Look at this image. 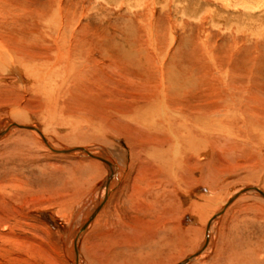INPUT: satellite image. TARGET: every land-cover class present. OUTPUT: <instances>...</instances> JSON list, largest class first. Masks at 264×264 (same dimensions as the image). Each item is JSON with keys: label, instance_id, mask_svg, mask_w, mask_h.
<instances>
[{"label": "rangeland", "instance_id": "1", "mask_svg": "<svg viewBox=\"0 0 264 264\" xmlns=\"http://www.w3.org/2000/svg\"><path fill=\"white\" fill-rule=\"evenodd\" d=\"M60 1L68 19L88 24L93 33L96 30L104 36L107 48L118 46L123 54L127 48L146 52L152 39L160 50L182 56L187 73L194 71L203 89L216 84L214 78L210 83L207 78L218 67L227 85L236 91L264 90V0ZM8 3L30 6L42 12L46 22L55 11L56 0ZM18 26H23V21ZM205 51L213 54L217 67H210L212 59L206 58ZM7 79L4 82L11 81ZM3 83L0 127L16 121L11 109L21 110L27 121L48 130L45 133L57 146L87 147L116 162L117 172L108 175L105 188L109 192L100 195L107 176L103 163L81 154L52 151L17 128L5 132L0 136V264H75L76 251L79 264H177L202 252L209 239L207 250L194 263L258 264L255 260H261L263 197L248 190L227 203L245 187L257 186L264 191V155L253 151L251 140L239 141L236 127L243 122L241 114L230 111L231 117H222L224 132L221 130L220 140L217 138L214 156L204 146L201 160L193 165L196 169L190 164L178 168L168 191L151 196L139 192L144 188L137 171L140 161L131 154L136 139L128 141L123 123L103 113L108 106L130 103L119 92L125 86L119 79L112 81L113 85L105 81L99 100L91 98L87 104L68 101L55 114L49 102L39 100L28 85L19 86L14 80ZM76 136L85 137L77 142L72 139ZM99 201L103 205L83 228ZM207 219L208 226L215 220L209 239L205 234L208 226L204 225ZM168 222L177 225L176 231L168 232ZM77 238L81 239L74 245Z\"/></svg>", "mask_w": 264, "mask_h": 264}, {"label": "bare ground", "instance_id": "2", "mask_svg": "<svg viewBox=\"0 0 264 264\" xmlns=\"http://www.w3.org/2000/svg\"><path fill=\"white\" fill-rule=\"evenodd\" d=\"M11 1L13 2V0ZM24 4L14 5V3L9 4L8 0H0V83L8 78L11 79L10 82L8 81L9 83H13L14 80L19 86L28 85L34 91L35 96H39V100L43 98L45 104L49 102L48 105L52 107L55 114L58 107L68 101L77 100L78 103L82 101L87 104L91 98L99 100V93L107 85L105 81L112 84V81L119 79L125 85L124 89L119 92L122 96L127 97L130 103L123 104L122 107L108 106L104 108L103 113L110 114L123 123L128 141L129 139H136V142H133L136 145L132 146L133 148L130 147L133 151L131 152L132 156L134 154L140 161L137 171L142 177L141 184H144V188L139 190L142 194L155 196L158 192H167L170 180L173 179L176 170L178 168L182 170L189 164L196 166V161L201 160V151L204 146L208 147L214 156L219 143L218 136L221 137L224 132L222 122L225 121H222V117H227L231 112H238L243 116V122L236 127V133H238L237 136L240 140L235 136L236 139L244 141L243 143L251 140L252 144L249 145L253 151L257 150L259 154L264 155V90L262 88L259 91L257 88H244L242 91H236L232 85H227L228 82L224 79L221 70H218L217 63L214 62L213 54L209 55L207 51L204 53L207 59L213 60L210 61L212 64L210 67H217L213 74L209 69L210 78H207L209 83L214 78L216 84H213L209 89H203L199 85V83L201 84L199 76L193 73L194 71L187 73L189 68H185V64L182 63V56L177 58L172 54L174 52L171 55L165 50H160L155 40L150 39L147 42L148 51L146 50V52L142 50L133 52L131 48H127L123 54L118 46L107 48L104 36L98 32L95 33L96 30L93 33L88 24L81 22V19L76 21L68 19L60 0H56L55 11L46 22L42 12L28 8L30 6L25 7ZM33 13L36 14V18L31 21L28 17H32ZM18 21H23V26H18ZM198 56L200 55L198 54ZM126 60L127 64L124 66ZM204 67L206 66L204 65ZM4 72L8 74L3 75ZM206 74L208 75V73ZM204 79L202 81H205ZM77 94L79 97L75 98ZM105 109L107 110L105 111ZM11 113L17 119H15L16 121L12 119L3 124L0 127V136L17 128L23 132L26 131L27 134H32L40 143L52 151L64 154H81L94 160V162L103 163L107 167L105 171L107 176L103 186L101 185L102 192L100 195L103 194L104 196L109 192V189L107 190L105 187L108 185V175L117 172L116 162H112V160L81 145L57 146L52 138L45 133L46 130L44 131L42 127L27 121L26 113L15 108L11 109ZM49 123L50 125L53 124L52 121ZM226 127L225 130L229 128ZM214 130L217 133H214ZM227 134H231V132ZM207 135L210 138L206 137ZM80 137L84 138L85 136L71 138L78 142ZM248 190L256 191L264 199V191L261 188L249 186ZM103 201H99L100 203L93 210V213L87 217L83 228L91 223L92 215L103 205ZM67 210H70V207H67ZM213 220L209 226L208 219L204 224L205 227L208 226L205 233L208 239L212 233L214 224L212 222L215 221ZM165 228L168 232L174 231L177 225L168 222ZM80 239L77 238L74 245H77ZM209 241L205 242V246L202 245V252L200 250L198 254L187 256L186 260L177 264H197L194 263L195 260L208 248ZM263 250H261L263 252V254L261 253V260H255L258 264H264ZM76 252L74 263L79 264V251Z\"/></svg>", "mask_w": 264, "mask_h": 264}, {"label": "water", "instance_id": "3", "mask_svg": "<svg viewBox=\"0 0 264 264\" xmlns=\"http://www.w3.org/2000/svg\"><path fill=\"white\" fill-rule=\"evenodd\" d=\"M248 188H249V187H248ZM248 188L245 187V188L241 189L240 191H238L237 193H235L233 196H231V197L229 198V200H228L227 203H230L231 200H233L234 198H236V197H237L238 195H240L241 193L246 192V191L248 190Z\"/></svg>", "mask_w": 264, "mask_h": 264}]
</instances>
